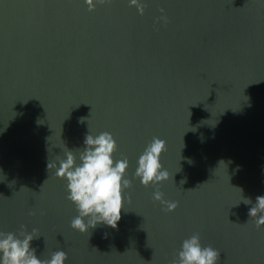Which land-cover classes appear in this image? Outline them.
<instances>
[{
	"label": "water",
	"instance_id": "water-1",
	"mask_svg": "<svg viewBox=\"0 0 264 264\" xmlns=\"http://www.w3.org/2000/svg\"><path fill=\"white\" fill-rule=\"evenodd\" d=\"M141 3L0 0V231L35 229L37 257L66 264H172L194 233L218 264H264L248 215L264 195V0ZM89 131L112 134L132 183L117 228L80 233L47 164ZM153 138L169 178L145 187L133 177Z\"/></svg>",
	"mask_w": 264,
	"mask_h": 264
},
{
	"label": "clouds",
	"instance_id": "clouds-1",
	"mask_svg": "<svg viewBox=\"0 0 264 264\" xmlns=\"http://www.w3.org/2000/svg\"><path fill=\"white\" fill-rule=\"evenodd\" d=\"M105 2L110 0H84L90 12L95 11L97 4ZM129 5L136 8L140 15L144 14L146 5L141 0H129ZM161 19L167 22L166 17L162 16ZM116 151L117 144L111 133L93 135L89 131L83 147L67 149L61 158L52 159L47 164L48 168L54 169V175L66 181L67 199L77 211L71 220V227L80 233H86L98 225L115 229L121 220L122 209L126 210L125 190L132 183L126 178L129 160L127 157L114 159ZM164 151L166 142L153 138L139 156L133 178L145 187L166 182L169 173L161 163ZM153 199L165 205L167 211H174L178 207L177 202L165 201L158 189L154 191ZM243 201L252 204L250 198ZM248 215L257 228L264 227V195L256 197ZM35 231L23 230V226L19 234L0 231V264H66L67 253L63 250L52 253L49 259L37 257L36 249L31 246L34 238H37ZM219 255L217 249L203 246L200 235L194 233L183 240L172 264H218Z\"/></svg>",
	"mask_w": 264,
	"mask_h": 264
}]
</instances>
